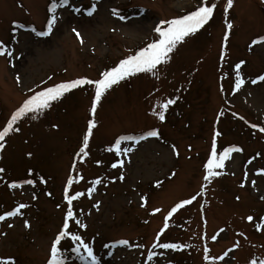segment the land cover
I'll use <instances>...</instances> for the list:
<instances>
[{
    "label": "rangeland",
    "instance_id": "374dc122",
    "mask_svg": "<svg viewBox=\"0 0 264 264\" xmlns=\"http://www.w3.org/2000/svg\"><path fill=\"white\" fill-rule=\"evenodd\" d=\"M52 3L0 0V45L5 51L0 56V131L36 92L75 79L102 78L155 42V28L168 26L162 22L190 14L203 0H69L57 7L52 32L38 36L47 31ZM212 3L217 5L213 18L178 44L155 76L141 73L114 85L94 114L95 89L86 85L17 121L19 132H10L0 150V168L5 169L0 174V215L20 203L28 207L0 221V258L48 264L51 246L63 230L69 207L65 188L71 179L69 194L85 195L73 201L68 231L92 247L98 264L264 260V175L258 174L264 170V132L259 131L264 128V81L259 80L264 76V43L253 44L264 38V0H233L227 11V0H208L207 6ZM237 64H242L239 75L245 81L239 91L234 87ZM168 99L176 103L161 122L152 113L161 111L159 105ZM90 120L96 127L85 156L80 149ZM150 130H158L160 137L122 142V149H134L126 156L107 151L121 136ZM213 139L218 154L230 146L243 151L231 154L224 169H217L222 174L208 183L204 165ZM120 160L125 161L122 168L111 167ZM25 179L36 182L8 186ZM97 179L101 184L93 183ZM92 187L96 191L89 194ZM193 196L192 204L167 220L159 239L183 247L153 249L171 209ZM122 240L128 244H119ZM76 243L69 236L58 245L64 264H91L90 258L82 260L72 251ZM149 252L155 253L152 261L147 260ZM81 254L86 256L83 248Z\"/></svg>",
    "mask_w": 264,
    "mask_h": 264
},
{
    "label": "snow or ice",
    "instance_id": "6c2138e0",
    "mask_svg": "<svg viewBox=\"0 0 264 264\" xmlns=\"http://www.w3.org/2000/svg\"><path fill=\"white\" fill-rule=\"evenodd\" d=\"M69 4V0H59V4L56 2V0H53V3L50 6V12L53 13V15L50 17V19L47 22V31H40L36 34L38 36H47L49 35L54 25L57 22V16L55 15L57 7H64ZM208 0H203L202 6H199L196 10H193L190 14L184 15L182 18L178 19H172L170 21L162 22L163 24H167L168 26L166 28L162 26H157L155 28V32L158 33L159 38L152 43H149L146 47L139 50L135 55H131L119 62V64L115 67H113L111 70L106 71L102 73V78L98 80H91L87 78H81V79H75L70 82L60 83L57 85H54L52 87H47L44 90L36 92L34 95H32L30 98H28L23 105L11 116L10 120L7 122L6 127L3 128L2 131H0V150H3L5 147L3 141L5 138L9 135L10 132H19V128H14V125L17 123V121L25 116L28 113L38 114L41 110L50 108L52 106V102L60 100L65 93H68L74 89H78L82 86H94L95 92H94V101L91 108L92 113L94 114L96 112V105L99 104L101 101L102 96L105 95L106 91L111 89L114 85L119 84L121 81L126 80L129 77L136 76L137 74L141 73H151L154 76L157 72L158 65L167 64L170 60L169 54L174 51V49L177 48V45L182 43L186 37H189L191 35H195L200 29H202L206 24L209 23V21L213 18L214 9L217 7L216 3H212L211 6H207ZM233 6V0H227V5L225 8V11L227 9H230ZM74 11L79 12L80 9L76 8ZM95 11V5H93L92 9L87 12V15L91 16L93 15ZM115 12V10H113ZM123 19V17H121ZM233 27L232 24H227V28L231 29ZM75 32L76 30L73 29ZM76 35L79 37V32H76ZM227 39V37H225ZM83 42V41H81ZM264 43V38L257 39L253 41V44H261ZM5 55V51L2 48V45H0V56ZM7 55H12L11 52H8ZM242 67V64H237L235 66L236 70V80H235V90L239 91L241 87L244 85L245 81L244 79L239 75L240 69ZM260 81H264V76L259 77ZM253 84L257 83L256 80L252 81ZM176 103V100L168 99L166 102L159 105L161 111L157 112L156 110H153V115L157 116L158 119L163 122L165 120V112L169 109L170 105H173ZM223 115V113H221ZM35 118V116H33ZM96 127V124L94 121H89L88 128H87V134L83 138V147L80 149V152L83 155H87L86 149L89 146V138L92 136V130ZM252 127H256L255 125H252ZM260 132H264V128L259 129ZM221 134L219 132L215 133V136H220ZM150 137L159 138L160 133L158 130H150L145 135L141 136H121L115 141V144L113 147L108 148L107 151L109 152H115L116 155H121L123 153L125 156L130 152L134 151V149L131 148H121V144L124 141H132L136 144H139L141 141L146 140ZM173 151H176L175 146H173ZM243 149L236 147V146H230L227 148H224L222 152L218 154L217 151V143L216 140L213 139L212 145H211V152L210 156L207 160V163L204 165L206 174L204 176V180L208 183H211L213 178L219 177L222 173L220 171H217V169H224L225 162L228 161L231 158V154L233 153H240ZM178 155V152H176ZM125 161L120 160L118 163H113L111 165L112 168L117 167H123ZM249 164L252 163L250 160L248 162ZM5 172L4 168H0V174H3ZM260 175H264V170H261ZM123 174L120 175L119 179L124 180ZM80 179H83L81 176ZM35 180L33 179H25L22 184L13 182L9 184L8 186L12 189L22 188L23 185H34ZM46 182V181H45ZM95 185L101 184V180L97 179L93 182ZM73 184V181L70 179L67 183V187L65 188V199L68 204V210L66 212V217L63 225V230L58 234L55 241L53 242L51 246V259L49 260L48 264H64V258L62 256V253L60 249L58 248V245L61 244V242L66 238H71L72 242H78L76 243V246L72 249L73 252L80 255V258L82 260H91V264H98L97 257L93 255V249L89 246L88 243H85L84 240L80 235L71 234L69 229V221L74 219V212L72 210V204L73 201L78 200L80 197L84 196L85 193L83 192H76L75 195H70L69 190L71 189ZM253 184H255V181H253ZM244 186L243 184L241 185ZM203 187H207V185H204ZM96 189L94 187L88 189V193L91 194L92 192H95ZM50 195V194H49ZM142 200L146 203V198L141 197ZM196 199V196H193L191 199H186L182 201L181 203H177L171 211L168 213V217H166V223H165V229L161 230L160 233H158L156 240L157 243H154L152 245V248H161V249H172L177 250L182 248V245H178L175 243H160L159 239L160 236L163 235L164 230L167 228V220L172 217L174 213H176L179 209L184 208L186 205H190L193 203V201ZM28 207V205L24 203H20L17 207L14 208V210L7 211L5 214L0 215V221H6L9 217H16L21 214V210ZM95 207H98V205H95ZM160 209H155L154 212H159ZM248 221H253V217L249 216ZM75 223L79 225L80 227H86L80 220L75 219ZM11 227V225H9ZM25 227H30L27 221H25ZM260 227V226H258ZM221 232L224 230L221 229ZM217 239L216 236H213V240ZM119 244L121 245H127L128 241L122 240L119 241ZM236 247H239L237 244ZM81 248L84 249L86 252V256L81 254ZM207 251V249H205ZM231 251V249L229 250ZM228 253L226 252L224 255L226 256ZM155 256L154 252H149L147 254V260L152 261ZM205 259H208L206 256ZM221 260L224 259L223 256L220 257ZM0 264H14V261L9 259L0 258ZM250 264H258L257 260H252ZM259 264H264V260L259 261Z\"/></svg>",
    "mask_w": 264,
    "mask_h": 264
}]
</instances>
